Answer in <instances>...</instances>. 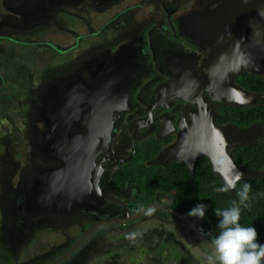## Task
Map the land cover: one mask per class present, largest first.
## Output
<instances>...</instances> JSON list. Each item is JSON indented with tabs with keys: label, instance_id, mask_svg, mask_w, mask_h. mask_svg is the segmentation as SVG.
Instances as JSON below:
<instances>
[{
	"label": "flooded vegetation",
	"instance_id": "1",
	"mask_svg": "<svg viewBox=\"0 0 264 264\" xmlns=\"http://www.w3.org/2000/svg\"><path fill=\"white\" fill-rule=\"evenodd\" d=\"M212 2L0 0V114L8 115L0 117V126H8V131L0 136L10 138L14 131H22V143L26 139L30 146L28 162L23 166L15 159H2L9 173L10 169L13 172L10 178L3 175V179L0 173V232H8L16 242L22 240L23 247L30 240L27 234L33 228L37 230L39 222L50 231L59 227L58 230L69 228L73 232L63 233V241L43 252L44 256L21 264L51 263L70 249L87 228L122 215L125 209L132 213L159 203L177 210L173 207L174 191L155 189L140 206L136 204L140 201L136 181H114L116 174L128 164L138 163V159L148 167L167 169L176 165L193 174L197 160L205 158L202 163L211 171L208 158L202 154L194 158L191 169L179 158L190 153L185 149L202 121L211 120L216 126L236 125L227 120V107L236 105L224 102L223 97H211L202 82L210 74L209 54L206 43L199 41L204 38L194 29L193 20H198ZM245 27L248 33L244 40L232 35L239 45L264 42L263 30L258 33L251 24ZM33 48H37V56L30 55L29 49L33 52ZM25 53L28 54L24 56ZM245 74L264 76V57L255 73L242 65L228 72L235 86L259 94L261 100L257 104L263 103L264 93L241 85ZM60 107L80 111V117H84L78 123L100 109L93 118L99 115L101 129L95 135L103 144L92 156L87 181L95 200L89 206L69 210V214L62 211L55 213L59 215H46L35 211L29 196L41 172L57 163L45 157L40 146L50 119L48 112ZM78 123L70 127L71 133L89 130ZM4 141L0 137V145ZM169 148L170 155L161 158V152ZM234 148L230 149L232 155ZM187 217L201 231V219ZM145 218L171 219L180 225L185 239L191 234L207 250L187 225L162 209L152 208L136 220ZM136 220L99 227L59 264H73L72 260L89 252L91 245L113 229L127 227ZM0 243L4 247L1 240Z\"/></svg>",
	"mask_w": 264,
	"mask_h": 264
},
{
	"label": "water",
	"instance_id": "2",
	"mask_svg": "<svg viewBox=\"0 0 264 264\" xmlns=\"http://www.w3.org/2000/svg\"><path fill=\"white\" fill-rule=\"evenodd\" d=\"M193 23L194 29L204 38L198 40L206 43L205 50L209 54L207 64L210 74L202 79V82L211 97L218 100L223 97L224 102L236 106H252L259 103L261 100L259 94L235 86L228 72L236 71L241 65L251 73H255L258 69L259 61L264 57V42L250 46L239 45L233 37L243 39L248 33L246 24L253 25L256 32L263 33L264 0H213L203 15L198 20H193ZM196 23L199 26L196 27ZM203 31L207 33L203 34ZM96 101L100 102L97 99ZM97 113H100V109H95L91 117L81 119L83 122L78 123V119L84 116L82 114L80 117V111L76 109L65 110L60 107L57 111L48 112L50 119L46 121L45 138L40 151L45 157L57 163L43 170L40 179L35 181L32 187L29 201L33 200V208L36 212L59 215L60 213H55L66 211L69 214V210L76 211L82 206H89L91 200H95L87 181L94 161L92 156L100 151L103 144L102 140L96 138L95 131L100 130L99 126L102 124L99 123V115L95 120L93 118ZM75 122L79 126L86 125L89 130L71 133L70 127ZM194 124L197 125V122ZM199 125L200 128L198 127L193 133L192 143H188V150L187 147L185 149L190 153L185 158H179L189 169L193 165L194 158L202 154L208 158L211 171L218 175L223 184L231 178L233 166L243 173L241 180L259 178L262 175L261 170L237 163L230 151L232 147L257 143L264 131L262 123H254L246 127L231 124L216 126L211 120H205ZM170 152L171 148L163 150L160 157L170 155ZM152 208L162 209L180 219L211 252V241L187 216L166 205L153 203L132 213L125 209L122 215L103 219L90 226L70 249L49 264L61 263L74 248L99 227L107 224H125L142 217Z\"/></svg>",
	"mask_w": 264,
	"mask_h": 264
},
{
	"label": "trees",
	"instance_id": "3",
	"mask_svg": "<svg viewBox=\"0 0 264 264\" xmlns=\"http://www.w3.org/2000/svg\"><path fill=\"white\" fill-rule=\"evenodd\" d=\"M240 82L243 87L249 90L264 93V76L245 74ZM227 108L229 109L227 113H230L227 120L239 127H246L253 123H263L264 125V102L254 106H228ZM232 152L237 163L261 170L262 175L259 178L240 180L236 184V188L228 192L215 191L216 188L224 184L217 174L203 165L202 162L205 158L197 160L196 171L193 174L186 173L182 167L176 165L167 169L148 167L143 165L142 159H138V163L128 164L121 173L116 174L114 181L119 179L130 183L136 181L140 191L138 196L140 201L136 204L140 206L148 201L155 189L174 191L173 207L185 214L197 203L206 204L208 207L204 218L199 223V228L210 241L220 231L217 227L220 218L215 215L214 209H225L231 206L232 200L238 201L237 192L242 189L244 183H248L251 185L250 196L252 199L250 208L242 207L240 223L244 227H255L259 233V242L264 243V131L257 143L239 145ZM136 244L133 245L137 246ZM138 248L141 249V246ZM172 258L174 260L169 264H186L185 258L182 260L181 254ZM162 259L158 261V264ZM111 261L113 260L110 258V254H107L104 256V262L101 263L110 264ZM134 264H139V260H136Z\"/></svg>",
	"mask_w": 264,
	"mask_h": 264
},
{
	"label": "rangeland",
	"instance_id": "4",
	"mask_svg": "<svg viewBox=\"0 0 264 264\" xmlns=\"http://www.w3.org/2000/svg\"><path fill=\"white\" fill-rule=\"evenodd\" d=\"M29 50L31 52L30 55L37 56V48H33V52L31 49ZM17 54L20 53L17 52ZM26 54L28 53L23 55L26 56ZM5 114L7 115V113L0 114V117H3ZM13 119L15 120V117ZM7 127L6 125H1L0 134L6 133L8 131ZM22 135V131H14L10 135V138L0 136L2 140H5V143L2 142L0 145V162H2L0 163L2 166L0 167V173H3L1 178L3 175L5 178H10V173L13 172L10 169L9 173L8 167H5L6 164L2 159L8 161L15 159L19 162L20 166L28 162V157L26 156H28L27 152L30 150V146L26 139H24V147ZM41 224L43 223L39 222L37 230L33 228L27 234V236L30 234V240L28 237L29 243L25 247H23L24 243L21 239V241L17 242L15 241L17 239H12L13 242L10 236H8V232L4 235L0 232V240L4 244L3 247L0 243V264H21V262H28L33 258L37 259V256L50 251L55 243L62 242L65 235L63 233L70 232L67 234H73L69 228L58 230L59 227H55L54 230L50 231L46 227L40 226ZM131 233H138L134 240L129 239ZM135 243H137V246L133 245ZM138 246H141V249ZM89 250L87 253H81L71 263L103 264L101 262H104V256L110 254V258L113 260L110 264H134L136 260H139V264H158L161 258L163 259L160 264H169L174 260L172 257L181 254L182 260L185 258L186 264H207V256L210 254L191 234L188 235V239H185L180 225L173 223L171 219L167 221H164V219L155 221L146 218L133 221L127 227L113 229V232H110L106 237L99 239L97 243L91 245V249Z\"/></svg>",
	"mask_w": 264,
	"mask_h": 264
},
{
	"label": "clouds",
	"instance_id": "5",
	"mask_svg": "<svg viewBox=\"0 0 264 264\" xmlns=\"http://www.w3.org/2000/svg\"><path fill=\"white\" fill-rule=\"evenodd\" d=\"M231 178L216 188L217 192H228L236 188V184L243 178V173L235 169L230 173ZM251 185L244 183L237 192L238 201L232 200L231 206L225 209L216 208L214 213L219 217L218 235L211 240V252L207 256V264H264V243L258 240L259 233L253 226L244 227L240 223L242 207L250 208ZM207 205L197 203L186 215L203 219ZM138 233H131L129 239H135Z\"/></svg>",
	"mask_w": 264,
	"mask_h": 264
}]
</instances>
